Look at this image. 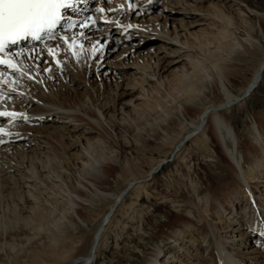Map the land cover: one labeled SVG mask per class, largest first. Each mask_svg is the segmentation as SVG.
Listing matches in <instances>:
<instances>
[{"label":"rangeland","instance_id":"374dc122","mask_svg":"<svg viewBox=\"0 0 264 264\" xmlns=\"http://www.w3.org/2000/svg\"><path fill=\"white\" fill-rule=\"evenodd\" d=\"M99 1L96 5L97 8L92 13V18L98 19L107 15L108 20L116 21L118 24H108L104 19H98L96 27L88 29L79 27L78 30L85 31L88 37L87 40L78 39L76 50H79V44L82 43L83 57L78 61L71 56V50L67 54L61 51L59 52L60 63L58 64L56 60L39 62L38 64H42V66L39 67L35 77L41 80L46 93L57 95L61 105L66 108L80 113L84 111L87 114H93L94 111L102 112L103 116L112 123L114 133L99 136L97 131L87 130L82 135L88 125L65 118L58 119L54 113L41 109L46 105L39 101V98H33L29 107L26 103L23 104L27 108L25 114L31 120L23 122L19 120L15 124L7 123L8 127L14 128L15 126L16 136L5 140L6 143L0 144V148L8 146L10 148L8 150L14 155L26 153L33 156L36 152L48 151L49 147L43 148V146L40 149H34L35 141L33 139L36 140L37 131L40 132V127L44 126L49 132H53L51 134L53 138L62 142L68 150L70 149L68 145L74 144L75 141L83 144L88 138L96 140L97 137H100L103 140V146H98L95 151L100 158H107V164L104 167L107 177L103 180H96L95 183L100 190L109 194L122 192L132 180L147 179V172L160 160L166 159V162L153 174L150 180L137 184L124 197L123 202L119 203L111 222L103 233L95 261L92 264H144L149 253L163 244L164 232L173 225L172 222L176 221V217L181 216L186 219L189 217V212L193 213L195 217L193 220L198 224L193 228L196 235L193 233L188 235L194 245H191L192 243L189 241H184L185 243L181 242L182 245L172 247L178 257V261L175 263L216 264L214 257L209 254L211 249L199 250L198 246L196 248V245L203 241L202 231L207 232V230L203 228L205 222L202 219L205 209L199 210V207L198 209L193 205L199 202V205L204 204L207 207L206 199H209L210 211L208 214H211L210 218H214L212 216L214 198H221L217 197L220 194L216 195V193L222 189L224 184L234 182L236 178L239 179L238 190L242 192V196L244 194L243 198L251 197V199L248 198L250 203L247 208L243 207L242 211L248 213L247 211L251 210L253 214V211L260 207L256 202L255 207L253 206L252 201L255 199L251 192L252 188L255 194L264 200V178L259 181L255 179L250 183V179L244 177L247 174H244L239 167L242 164L245 170H250L249 149L254 153H259V151L261 153V149L264 150L263 145L257 143L255 135L250 132V127L254 125L255 121L259 122V128L264 129V78L258 88L243 101L220 110L222 117L233 126L237 135L236 139L240 143L238 150L234 149L236 148L232 142L234 139L230 140L229 137H226V143H221L211 120H209L203 132L188 139L184 145L179 143L183 147L173 156L174 152L172 153V151L177 143L181 139L189 137L188 134L193 131L194 126L191 124L198 121L199 115L207 107L223 103L224 95L216 82H210L207 79L206 73L193 72V65L186 55L192 54L194 57L198 56L197 60H201L199 56H203L204 52L200 51L198 44L191 47L195 52H187L184 58L176 59L173 62L167 60L161 67L152 66L154 65L153 61L149 60L150 62L147 64L138 59H143L142 57L147 59L150 55L154 57V54H156V58L165 59L162 56L163 52L159 51L163 39L160 38L157 31L151 29L149 22H146L149 19V14L154 11H162L170 23L183 21L179 24L184 23V28L192 32L193 36L198 33V27L208 28L207 25L210 23L209 28L215 31L211 25L212 23L217 25V22L211 18L206 19L205 24H198L201 22L199 18L201 15L215 16L219 13L220 8L235 17L239 24L245 25V23L239 17L237 7L228 0H152L151 3L149 0H131L135 9H130V15L123 10L125 12L115 17L113 15H116L119 10L109 11L110 7L108 6L116 5L117 0H102L106 6H100ZM252 1L259 2L257 4L262 12L264 0ZM103 7H106L104 15L97 12V9ZM246 19L248 22L245 28L252 31L253 23L257 19L253 16ZM87 22L91 23L89 20ZM129 24L133 27L125 31ZM169 28L171 27L169 26ZM262 29L263 34L257 30L252 33V37L258 40V45L249 47L246 44L244 49H237V44L241 43V39L238 37L241 35L236 32L229 31L233 32L234 36H229L226 40L211 38V45L206 52L208 58L207 61H204L205 70H209V63L223 62L222 64L226 67V85L233 94L239 95L243 92L264 61V23H262ZM201 39L206 45L207 39ZM59 41L64 40L60 39ZM89 41L91 42L89 43ZM219 44L221 47L218 49L217 45ZM100 45H103L102 49H100ZM94 47L100 50L93 53ZM135 62L142 66H151L148 70L152 71L148 73L157 74L154 80L149 81L150 85L156 84L158 78H164L166 90H161L163 96L161 94H157L156 97L153 95L152 97L144 96L145 88L150 89L151 87H149V83L141 86V84H137L140 80L132 79L130 74L136 70ZM27 63H30L32 68L29 69L26 66V71L34 80V71L38 65L34 66L35 63L30 61ZM44 65L47 68L45 77L43 76L44 71L42 72ZM186 74H189L187 78ZM17 80L25 84L30 82L22 78H14L12 84L8 83L3 87H6V90H9L8 87L11 85L16 87L14 84ZM117 81L119 86L115 85ZM101 83L103 86H99ZM22 89L28 91L27 88ZM3 90H1L2 94L8 93ZM17 90L19 89L17 88L13 92L15 94L11 93L13 99L9 100L17 102L16 105L9 102V105H0V109L5 110L9 109L8 107H13L14 111L20 112L18 106L21 99L16 96L19 93ZM35 93L40 94L36 90ZM164 93L171 94L176 101L169 96L165 98ZM19 94L23 95L24 93H21L20 90ZM177 96L180 97L177 98ZM139 99L141 100L139 101ZM2 100L4 103L7 98L4 97ZM160 104L163 107L166 106L164 112L168 116H165V113L160 109ZM178 105H181L183 109L181 116L178 114ZM40 117L43 119H39ZM0 121H4V119L2 118ZM20 127H23L24 132L19 130ZM254 128L258 127L255 126L252 130ZM254 131L257 132V130ZM40 142L43 143V140ZM223 144L229 147L231 153L227 149L225 150ZM80 148V143L77 147L71 148L70 153H73L71 154V164L65 165L66 162H69L68 155L63 152V149L57 147L59 152L57 157L60 162L64 161L57 169L62 170L63 175L71 178H68L71 190L90 203L85 206L81 204L78 216L74 217V222H76L74 225L69 223L67 218L63 219L62 212L67 209L68 202L65 201L66 197L60 193V190L57 193L63 197L54 198L53 195L47 193V188L42 186L34 194L36 200L32 198L30 200L25 190L12 188L13 184L9 183L7 179L8 174L17 179L21 174H24V171H21L20 174L16 171H8L0 164L2 176V184H0V260L8 263L14 262V259L19 257V262H24L28 260V255L37 258L36 252L48 247L54 237H57L54 252L53 254L46 253L45 257L53 256L55 261H52V264H75L79 257L89 253L96 230L114 200L111 197L106 199L97 197L91 191H80L75 186L79 179L80 169L74 167L77 164L74 156L80 153ZM6 152L5 149L0 151L1 159L6 156ZM7 158L11 159L12 157L8 156ZM225 190L231 193L227 188ZM78 218L83 219L87 226H82ZM262 226L264 229V223ZM241 237L246 246L249 247L248 244L252 240V244L258 247V236L251 233L250 236L243 234ZM202 244H207V240ZM168 245L172 244L166 242L163 248L166 249ZM246 246H242V248H246ZM24 247L26 252L21 251ZM262 248L259 257L261 259L252 261L244 259V261L247 264H264L262 262L264 249ZM165 252L168 253V250ZM74 259L76 260L72 263Z\"/></svg>","mask_w":264,"mask_h":264},{"label":"bare ground","instance_id":"6f19581e","mask_svg":"<svg viewBox=\"0 0 264 264\" xmlns=\"http://www.w3.org/2000/svg\"><path fill=\"white\" fill-rule=\"evenodd\" d=\"M100 1H99L100 6L101 5L106 6L104 4V1L102 0ZM178 1H181V0H178ZM228 2H231L232 5H235L237 7V9L239 10L238 15L239 17L242 18L241 20L243 23H245V25L248 22L246 18H250V16H253L257 19V21L253 23L252 31L245 28L247 26L239 24L236 21L235 17H233L231 14H227L225 9H221V8L219 9L218 14L216 15L214 14L215 16L205 17L206 15H201L199 18L201 22L198 24H205L204 21L206 19H211V18L213 19V21L217 22V25L215 23L214 24L212 23L211 25L215 31H212L209 28V25L211 24L210 23L207 25L208 28H203V26L198 27L197 28L198 33L196 34V36H193L194 34L192 32L184 28L185 26L184 23L179 24L180 22H183V21H180V22L177 21L176 23H170L168 19L164 17V14H162V11L161 12L154 11L153 13L149 14L148 16L149 19L146 20V22H149V26L151 27V29H153L154 31H157L158 34L160 35V38L163 39V42L160 45L159 51L163 52L162 56L165 59L162 60V59L156 58V54H154V57L151 55L147 59H145V57H142L143 59H138L139 61L142 60V62L145 61L146 63L153 61L154 65L152 66L161 67L162 64L166 62L167 60L168 62H173V61H176V59L178 60V59L184 58L185 53L187 52H192V53L195 52L194 49L191 47L197 46L198 44V46L200 47V51L202 50V52H204L203 56H199L201 60H197L198 56L194 57L192 54H187L186 58L189 59L191 64L193 65V68H194L193 72H202V74L206 73L207 79L210 82L217 83V85L219 86V89L221 90L225 98V101L223 103L218 104L216 106H209L206 109H204V111L199 115L198 121L194 124L193 123L191 124V126H194V128H193V131L190 132V134H188L189 137L181 139L175 146L174 151H172V153L174 152L173 156L176 155L182 149L184 143L188 139L192 137H196L197 133L203 132L205 125L207 124L209 120H211L214 126V129H215V132L218 138L220 139L221 143H224V142L226 143V137H229L230 140L234 139L232 141L234 142V146H236V148L234 149L236 150L239 149L238 145H240V143L236 139L237 135L233 129V126L231 125V123H229L222 117V115L220 114V110L226 107H232L234 104L241 102V100L243 101L244 98H247V96H249L252 92L255 91V89L258 88L262 78H264V68H263L264 61L261 63L259 69L253 75V77L251 78L246 88L239 95L233 94L226 85V77H225L226 67L222 64L223 62L216 61L215 63H209L210 64V67H209L210 71H209V70H205L206 66H205L204 61L205 60L207 61V58H208L206 57L207 55L206 52L209 50L208 48L211 45V38H216L218 40H226L227 38H229V36L233 37L234 36L233 32L234 33L236 32V34L241 35L238 37L241 39V43L237 44L238 46L237 49H244L246 44L249 45V47H254L258 45L259 42L258 40L252 37V33L253 31L257 30V32H259L260 34H263L262 23H264V6L261 12L257 4L259 2H255L252 0H228ZM97 3L98 1L93 7H95ZM108 7H110L108 9H112L115 11L119 10L118 13L115 12L116 15H113V17L119 16L122 12H125V11L128 12L130 15V9H133V10L135 9V5L134 3L131 2V0H117L116 5L114 6L109 5ZM103 8L106 11V7H103ZM93 11L94 9L91 11V13H93ZM113 12L111 13L113 14ZM103 15H104V12H103ZM85 16L87 17L88 15H85ZM106 16L104 15L103 17L107 18ZM169 26L171 28H169ZM76 29L77 31H75ZM76 29H74L71 32L66 33L65 35H76L77 44H78V39H79L78 33L81 31L78 30L79 28H76ZM229 31H233V32H229ZM200 35H204L201 38L207 39L206 45H204L205 43L202 42V39L199 37ZM59 40H57L56 43L49 46V48H53L55 50V53H59L63 51V49H66L68 47L65 41H59ZM56 45H60V48H56ZM217 47L219 49V47H221L220 44L217 45ZM47 50L48 48L47 49L37 48V49L30 51L25 56H20L16 58L18 63L20 62L24 63V65L27 66L29 69H31L32 67H30V63H27L28 61H30L31 63H35L34 66L38 65V68H36V70L34 71V78H35L34 80L30 79L25 74L21 75V73H17L13 71L6 72L5 75L1 79V80H4V79L7 80L9 84H12V81L14 78H18V79L22 78L23 80L30 81L28 82V84H25L24 82L17 80L15 81V84H14L16 85V87L11 85V87L15 89L18 88L19 90H21L22 88L28 89L27 92L26 90H21V93H24L25 95L24 94L18 95L19 93H17L16 95L17 97L21 99L19 102V106H18L20 107L19 111L25 114V112H27V108L24 107L23 104L26 103L27 107H29V105H31V102L34 100L33 98H39V101H41L43 104L46 105L45 107H41V109L54 113V115L58 119L65 118L71 121H79L81 123L86 124V126L88 125L86 128L83 127L85 129L82 135L85 132H87V130H91V131L95 130L97 131L99 136L103 134H106V135L111 134V132L114 133V128H113L112 123L110 122L108 118L106 119L103 116L102 112L97 113L96 111H94L93 114H90V113L87 114L84 111H82L83 113H80V112H77L76 110L68 109L64 105H61L57 95L56 96L49 95L48 93H46L41 80L37 79L35 77L36 76L35 74H37V72L39 71V67L42 66V64L40 65L38 64L39 62L41 63V61H45V60H48L49 62L53 60L57 61V56L55 54L50 55V53L47 52ZM38 53L39 55H37ZM29 57H30V60L28 59ZM151 59H154V60H151ZM134 66H137V67H136L135 72L133 74L132 73L130 74L132 79L135 78V79L140 80L137 82V84H141V86L145 83L146 84L149 83L148 85L149 87H151L150 89L145 88L144 96L146 95V96L152 97L153 95V97H156L157 94H161L163 96V93L161 92V90H166V84H165V81L163 80L164 78L163 79L158 78V80L156 81V84L153 83L150 85L149 81L154 80V77L157 75L156 73H152V72L148 73L152 71V70H148L149 68H151V66L150 67L142 66V65H139L137 62L134 63ZM45 67L46 65H44V67L42 68V72L44 71L43 73L44 77H45L46 70H47V68ZM185 76L187 78L189 74H186ZM117 82L115 83V85L119 86V82L118 83ZM1 84L2 82H0V86ZM99 86H103V83L99 84ZM2 88L4 89L3 91L9 92V90H6V87H2ZM35 90L39 91L40 94L38 95L37 93H35ZM164 94L166 95L165 98L169 96L174 101H176L175 97L172 96L171 94L169 93H164ZM144 96H141V98L142 97L144 98ZM179 97L177 96V98ZM140 100L141 99H139V101ZM9 102H10L9 100L4 101L6 105H9L10 103L16 105L17 103V102H10V103ZM160 107H161L160 109L163 112L166 111V108H165L166 106L163 107V105H161ZM8 108H9L8 110H15L13 109V107L11 108L8 107ZM177 110H178V114L181 116L183 112L182 106L178 105ZM39 112H42V111H39ZM93 116L95 117L93 118ZM165 116H168V114L165 113ZM259 125H260L259 122L255 121L254 125L250 127V132L251 134L255 135L256 142L261 143L264 147V129L259 128ZM16 126H19V125H16ZM255 126L258 127V128H254V130H257V132L252 130V128ZM0 127H4L6 131H10L11 133H14L13 137L3 136L2 138L4 140H8L16 136L15 129H14L15 126L14 128L8 127L5 119L4 121H0ZM19 130L24 132L23 127H20ZM39 130L40 132L37 131L38 137L36 138V140L33 139L35 142L34 141H31V142H34L35 144L34 149H40L43 146V148L49 147L48 151H44V150L39 151V152L34 153L33 156H30L29 154H26V153H23L21 155H14L13 152L8 150L10 149L8 146H4L0 148V151H3L5 149L7 151L6 152L7 154L6 156H3V159L0 158V164L6 167L8 171L9 170L16 171L19 174L21 173V171H24V174H21L17 179L11 174L7 175V179L9 183L13 184L12 188H15L17 190L19 189L25 190V193H27L30 200L31 198L36 200V197L34 196V194L38 192V188L42 186L47 188V193L53 195L54 198L55 197L58 198L57 196L59 195L57 191L60 190V193H62L63 196L66 197L65 201L68 202L67 209L62 212L63 219L67 218L69 220V223L74 225L76 223L74 222V217L75 215L78 214V209L79 207H81V204H84L85 206L90 203L86 199L80 197L79 195L75 194L71 190V187L69 186V182H68L69 180L68 178L70 177H68L67 175H63V171L62 170L59 171L57 169V167L61 166V162H62V161L60 162V160L58 159L59 157H57V154H59L57 147H59L60 149H63L64 150L63 152L66 155H68L69 162H66L65 165H70L71 164L70 160L72 158L71 154H73V153H70V150L73 147H77L78 143H80V146H81L80 153L77 156H74V158H76V163H77L76 166L74 167H76L77 169H80L79 179L75 186L80 191H84V192L91 191L97 197H101L103 199L111 197L114 200L110 209L103 216L102 221L99 225V228L96 230L93 243L91 245L89 253L86 256L79 257V259L76 258L78 262H75L76 259L72 261V263L75 262V264H87L88 259H90V262L88 263L92 264L95 261L96 254H97L99 245L101 243L103 233L105 229L107 228L108 224L111 222L113 214L115 213L116 209L113 212L112 210L117 205L118 201L119 203L123 202L124 197L130 192L129 191L125 195L123 194L125 190L128 188V186L131 183L139 181L140 179H135V180L130 181L127 187L120 193H117V194L106 193L100 190L95 183L96 180H99V179L103 180L107 177V173L104 168L105 165L107 164V160H106L107 158L106 159L105 157L104 159L100 158L99 156H97L96 151H95V148H98V146H103V140L100 137H97L96 140L85 138L87 141L84 142L83 144H81L82 142L75 141L74 144L68 145L70 147V149L68 150L67 147L62 144V142H60L59 140L56 141L53 138V136L51 135L53 134V132H49L46 129V126L40 127ZM48 139H51V140L49 141ZM42 140H43V143L40 142ZM179 143L183 145L181 146ZM224 147H225V150L227 149V151L231 153V150H229V147L226 144L224 145ZM248 153L250 154V158H251L250 170H245L242 164L241 166L239 165V167L244 172V174H247V175H244V177L248 180L250 179V183H251V181L255 179L256 181H259L261 178H264V165H263L264 162H262L264 161V150L262 151L261 149V153L260 151L259 153H254L252 152L251 149H249ZM8 156L12 158L8 159L7 158ZM244 160L245 159L243 157V161ZM165 162H166V159H162L160 160V162L155 164L147 172V177L148 178L150 176L152 177L153 174L157 172ZM62 168H64L63 165H62ZM76 175L78 176V174ZM237 179L238 178H236L234 182H228L224 184L222 189H219L218 193H216V195L220 194L217 197H221V198H214L212 216L215 219L210 218L211 214H208V212L210 211L209 210V199H206L207 207H205L204 204L199 205V202L195 204L193 203L194 204L193 206L200 208V209L198 208L199 210L203 208L205 209L202 215V219H204V222H205V225L203 228L207 230V232L203 230L201 233V237L203 238V241L207 240V244H202L203 241L202 242L200 241L199 244L196 245V248L198 246V248H200L199 250L211 249L209 250V254H211V256L214 257V260L217 262L216 264H220L219 261L217 260H218V255H220L222 252L227 256L231 264H247L244 261V259H251L250 261H252L253 259H261L259 257L261 255L262 246H260L259 244H258V247L256 245L254 246V244H252L253 243L252 240L250 241V244H248L249 247L246 246V243L243 241V239H241L242 238L241 235L249 234L250 236L251 233L254 235H257L258 232L259 234L264 232L262 223L260 222L262 219H264V200L262 199L261 196L259 197L258 195H256L252 188L251 192L253 193L255 202L257 203L258 206H260L258 207L260 211L259 213H257L255 209L253 211V214L251 213L252 212L251 210L247 211L246 209L248 213H245V211H242L243 207L247 208L248 204L250 203L249 200L251 199V197H248L250 199L243 198L244 194L242 196L241 195L242 192L238 190L239 179L238 181ZM143 180L146 181L145 178ZM1 181H2V176L0 174V184H2ZM137 184L139 183L138 182L135 183L134 186L131 188V190L134 189L137 186ZM249 185L251 186V184ZM225 188H227V190H230L231 193L226 192ZM63 196H59V197H63ZM111 212L112 214L110 218L108 219V222L103 226L101 235L99 237L98 231L102 227L105 217ZM256 214H257V217H256ZM176 215H179V214H176ZM193 218L195 217L192 212H189V217L186 219H183L181 216L176 217V221L172 222L173 225L170 226L166 232H164L163 242H162L163 244L159 245L156 249L152 250L149 253L144 264H176L175 262L178 261L177 259L178 257L174 253V250L172 249V247L174 248L176 245H180V244L182 245L181 242H184V241L186 242L189 241L192 243V244L190 243L191 245H194V242L190 241V238L188 236V235H192V233L193 235H196L195 230L193 228H195L196 225L198 224L195 223ZM78 221L81 223L82 226H87L86 222L83 219L78 218ZM56 241H57V237H54L52 240V243H50L48 247L44 246L45 247L44 249L42 250L40 249L41 251H37L36 252L38 254L37 258H33L32 256L28 255V260L24 262H19V259H18L19 257H18L14 259V262H8V263L4 262L3 260H0V264H52V261L54 262L55 258L53 259V256H49V255H48V258H45V257L47 256L46 253L53 254ZM166 242L172 245L170 246L168 245V247L164 249L163 245L164 244L166 245ZM242 246H246V248H242ZM165 250H168V253H166ZM21 251L26 252L25 247ZM27 252H31V251H27ZM162 253L163 255L161 256ZM166 254L167 256H165ZM262 259H263L262 262H264V258Z\"/></svg>","mask_w":264,"mask_h":264},{"label":"snow or ice","instance_id":"6c2138e0","mask_svg":"<svg viewBox=\"0 0 264 264\" xmlns=\"http://www.w3.org/2000/svg\"><path fill=\"white\" fill-rule=\"evenodd\" d=\"M151 3L152 0H149ZM72 0H0V66H7L8 69L13 70V72H21V67L17 61L20 56H25L23 50L17 52H9L8 49L11 45L18 44L21 40H26L31 38L33 40L39 41L44 35H47L49 40L58 39L54 30L61 25V22L65 20L62 10L66 8L73 7ZM112 9H109L111 11ZM97 11L103 13L104 8L97 9ZM91 23L87 21H75L70 20L68 23V29H73L74 27H80L83 29H88L91 27H96L98 19H104L105 23L108 24H118L116 21L108 20L105 17H100L98 19L89 18ZM123 27V26H121ZM133 25L129 24L125 31L132 28ZM79 39L87 40V34L85 31L78 33ZM67 44V48L63 49L65 54L71 49V56L76 60H80L84 54L83 44H79V50L77 48V36L76 35H65L62 38ZM91 41H89L90 43ZM99 43V42H97ZM56 48H60V45H56ZM103 45H100V49ZM100 49L93 48V53L98 52ZM50 54H55L57 56V63H60L59 53H55L53 48H48ZM39 55V53L37 54ZM35 58V57H33ZM5 73L0 71V77H3ZM7 80L3 81V84H8ZM16 89L9 87V92L6 94H0V100L6 96L7 100H12V92ZM22 95V94H18ZM0 117L5 118L6 123L15 124L19 120L29 121L31 118L24 113L17 112L14 110H0ZM39 119H43L40 117ZM4 135L11 137L13 134L10 131H6L4 127H0V144L6 143L2 138ZM18 135V134H17ZM255 207V201H252ZM259 213V209H256ZM264 223V219L260 221ZM264 235V233H262ZM224 264H230V261H225Z\"/></svg>","mask_w":264,"mask_h":264},{"label":"water","instance_id":"95a60500","mask_svg":"<svg viewBox=\"0 0 264 264\" xmlns=\"http://www.w3.org/2000/svg\"><path fill=\"white\" fill-rule=\"evenodd\" d=\"M151 178H152V177L150 176L149 178L146 179V181L150 180ZM137 182H138V183H141V182H145V181H144L143 179H140L139 181H136V182H134V183H131V184L128 186V188L125 190V192H124L123 194H124V195L127 194V193L131 190V188L134 186V184L137 183ZM118 203H119V201H118ZM118 203H117V205H118ZM117 205L114 207V209L112 210V212L116 209ZM112 212L109 213V214L105 217V219H104V221H103V224H102V227H101V228L99 229V231H98L99 237H100V235H101V231H102L103 226L108 222V219L110 218ZM88 262H90V259H88L87 264H89Z\"/></svg>","mask_w":264,"mask_h":264}]
</instances>
